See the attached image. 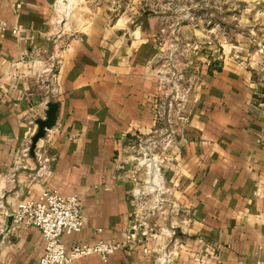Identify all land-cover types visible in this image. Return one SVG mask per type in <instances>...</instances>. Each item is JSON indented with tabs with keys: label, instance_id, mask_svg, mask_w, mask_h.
I'll return each mask as SVG.
<instances>
[{
	"label": "crops",
	"instance_id": "0c3cea01",
	"mask_svg": "<svg viewBox=\"0 0 264 264\" xmlns=\"http://www.w3.org/2000/svg\"><path fill=\"white\" fill-rule=\"evenodd\" d=\"M0 16V264H38V230L7 222L46 190L79 198L82 229L62 237L66 249L135 236L106 262L77 264H159L165 252L170 264L264 262V0H0ZM59 17L65 45L51 82L42 72ZM170 58L197 77L161 153L158 204L136 194L147 181L138 149ZM49 102L56 121L38 146L51 161L36 177L22 150ZM171 227L174 237L162 235Z\"/></svg>",
	"mask_w": 264,
	"mask_h": 264
},
{
	"label": "built area",
	"instance_id": "2783aa9c",
	"mask_svg": "<svg viewBox=\"0 0 264 264\" xmlns=\"http://www.w3.org/2000/svg\"><path fill=\"white\" fill-rule=\"evenodd\" d=\"M68 2V0H64ZM63 13V8L60 6ZM66 13V12H64ZM66 17V16H65ZM55 23L59 27L55 32V40L53 41V53L49 56L50 64L43 70L44 75H48L51 82L54 81V68L57 62V54L65 45L63 37L65 33L63 26L65 25L64 17L56 18ZM8 24L0 16V34L7 30ZM10 32L13 35L18 33L17 27H11ZM58 40V41H56ZM189 72L188 67L179 69L177 65L173 64L172 59H168L156 71V81L160 91L163 94L162 101H155L153 104V117L155 127L151 132V136L146 139V144L138 149L139 161L155 157L158 160V165L163 162L164 157L161 153L165 152L173 143V134L171 130V122L186 121L183 116V108L188 102L191 94H193V83L196 80L195 69ZM54 77V78H52ZM50 92V90H48ZM194 101V98H193ZM160 124V125H159ZM36 131V125L29 133L26 146L22 152L27 156L30 146V138ZM34 158L36 162L35 176L42 175L47 169L51 161L44 155L42 149L36 145L34 150ZM160 182V179H159ZM143 191H136L137 196L144 193H149L148 189L143 187ZM156 201V200H155ZM157 203V202H155ZM0 207H2L0 205ZM153 205L149 207L151 215L158 210ZM11 224L15 229L21 228H35L43 239L42 253L38 259V264H77V260L89 255H97L102 262H106L107 258L115 252L128 249L135 236L130 234L126 236L124 241L109 244L103 241H97L92 245L78 243L66 249L62 243L64 235L77 234L82 229V214L79 203V198L76 194H69L66 196L59 195L54 190L43 191L38 200H26L18 202L14 212L11 214ZM174 228L162 231V235L174 237ZM148 229L143 228L140 232L141 237L148 235ZM159 264H170L171 254L165 252L157 258ZM255 264H264V262H257Z\"/></svg>",
	"mask_w": 264,
	"mask_h": 264
},
{
	"label": "water",
	"instance_id": "95a60500",
	"mask_svg": "<svg viewBox=\"0 0 264 264\" xmlns=\"http://www.w3.org/2000/svg\"><path fill=\"white\" fill-rule=\"evenodd\" d=\"M56 111L57 104L54 102H49L46 104V110L44 113V118L39 119L35 122L36 131L34 135L30 138L29 155L33 157L34 150L39 140H41L47 131L52 129L56 121ZM140 166L146 168L147 181L145 183L149 194L154 195L155 200L158 204H163L164 201L161 198L162 188L159 184V179L162 176V171L158 165V160L155 157H149L141 160L139 162ZM11 225V217L8 218L7 228Z\"/></svg>",
	"mask_w": 264,
	"mask_h": 264
},
{
	"label": "rangeland",
	"instance_id": "374dc122",
	"mask_svg": "<svg viewBox=\"0 0 264 264\" xmlns=\"http://www.w3.org/2000/svg\"><path fill=\"white\" fill-rule=\"evenodd\" d=\"M113 1H115V0H113ZM130 1L131 0H121V2L122 3H130ZM116 2H120V1H116ZM182 4V3H181ZM125 7V9L126 8H128L127 6H124ZM176 7H181L182 8V5H180V6H176ZM118 9H120V7H117V9L116 10H118ZM124 9V8H123ZM129 9V8H128ZM182 11V10H181ZM165 24V23H164Z\"/></svg>",
	"mask_w": 264,
	"mask_h": 264
}]
</instances>
